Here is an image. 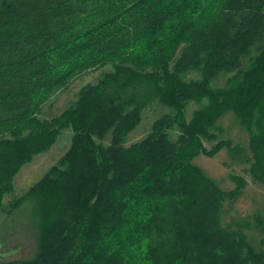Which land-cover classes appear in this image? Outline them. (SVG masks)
I'll return each mask as SVG.
<instances>
[{
  "label": "trees",
  "instance_id": "obj_1",
  "mask_svg": "<svg viewBox=\"0 0 264 264\" xmlns=\"http://www.w3.org/2000/svg\"><path fill=\"white\" fill-rule=\"evenodd\" d=\"M202 6L218 10L204 20ZM109 64L71 109L38 117L71 77ZM191 70L202 78L185 81ZM220 74L226 86L214 88ZM157 99L170 111L126 145ZM192 101L203 105L188 120ZM227 111L249 130L250 171L264 184V0H0V189L74 128L25 195L39 220L38 251L13 262L264 264L250 222L223 223L246 180L232 174L225 189L193 163L232 147L218 136ZM109 134L110 144L97 143ZM254 221L264 234L263 217Z\"/></svg>",
  "mask_w": 264,
  "mask_h": 264
},
{
  "label": "rangeland",
  "instance_id": "obj_2",
  "mask_svg": "<svg viewBox=\"0 0 264 264\" xmlns=\"http://www.w3.org/2000/svg\"><path fill=\"white\" fill-rule=\"evenodd\" d=\"M217 10L216 6L210 10L204 9L202 6V14L199 16L207 20ZM182 48L183 44L179 46V53ZM111 70H113V66L109 64L105 67H91L80 71L49 96L43 104L42 111L38 113V117L41 119L59 117L64 111L71 109L76 104L84 86L89 83H97L104 74ZM201 78L202 74L198 70H191L183 74L185 81ZM227 78L226 74H220L213 80L212 86L214 88L225 87ZM202 105L203 102L192 101L186 108L187 119L190 120L194 111L201 108ZM169 111L168 106L158 99L154 100L144 109L141 122L128 133L126 145L149 135L154 123ZM218 123L222 127L218 131L219 138L230 139L233 143L232 147L229 150L224 147L213 156L201 153L195 156L193 163L202 167L208 176L217 180L225 189L235 186L231 178L232 174L241 175L246 180L247 185L241 196L235 202L225 203L223 223L230 226L232 222L245 223L249 221L250 226L246 228L248 239L258 250L264 251V234L261 229L254 226L255 216H262L264 220V184L250 171L255 162L249 145L250 132L244 125L240 124L233 111H227ZM73 133V127L63 130L47 150L31 155L27 160L28 162L21 165L12 181L7 184V188L3 182V188L6 190L0 197V264H19L13 261H26L36 255L39 220L34 205L25 195L29 188L39 181L67 151ZM27 135L25 132L22 137ZM177 135L178 131L172 132L174 139ZM111 138L112 136L109 134L101 139L97 137L96 141L98 144L108 145ZM203 140L207 148L215 144L213 141L204 138Z\"/></svg>",
  "mask_w": 264,
  "mask_h": 264
}]
</instances>
